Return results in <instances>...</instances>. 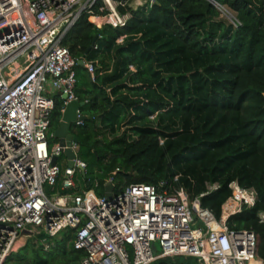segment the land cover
Returning a JSON list of instances; mask_svg holds the SVG:
<instances>
[{
    "label": "trees",
    "instance_id": "16d2710c",
    "mask_svg": "<svg viewBox=\"0 0 264 264\" xmlns=\"http://www.w3.org/2000/svg\"><path fill=\"white\" fill-rule=\"evenodd\" d=\"M216 1L236 12L237 26L221 17L212 0H156L134 10L118 27L99 28L83 15L63 42L76 57L94 62L96 72L93 77L85 63L76 65V93L85 100L81 109L87 118L70 129L79 137V156L87 161L86 179L100 180L99 193L117 168V185L177 177L175 184L187 187L192 197L205 191L207 182H219L201 203L220 214L232 193L231 181L255 188V203L231 215L228 223L257 233V257L264 261V0ZM166 77L181 83L175 103L152 100L149 107L139 94L151 87L144 91L136 83L159 81L161 86ZM127 86L131 92L123 91ZM53 96L51 130L59 124L64 104L61 93ZM139 107L147 115L183 112L182 128L170 132L142 123L122 131L101 127L102 119L108 125L120 123L126 110ZM90 184L85 181L86 187ZM53 239L69 264H81L85 251L75 247L72 230ZM40 246L33 254L19 250L18 264H51L39 255ZM197 263L196 256L174 255L150 264Z\"/></svg>",
    "mask_w": 264,
    "mask_h": 264
},
{
    "label": "built area",
    "instance_id": "2783aa9c",
    "mask_svg": "<svg viewBox=\"0 0 264 264\" xmlns=\"http://www.w3.org/2000/svg\"><path fill=\"white\" fill-rule=\"evenodd\" d=\"M155 1L0 0V264L30 238L48 248L68 230L75 247L85 251L82 264H150L174 255L196 256L197 264H264L257 257V233L228 223L255 203L253 187L231 181L232 193L217 214L201 197L219 182H207V189L192 197L187 187L175 184L177 177L117 185V168L99 193L100 180L86 179L79 141L70 145L74 166L59 162L66 146L51 141L53 94H66L62 112L69 101L81 100L80 58L64 44L67 33L85 14L99 28L125 25L134 10ZM214 4L230 12L227 5ZM232 23H240L237 16ZM85 65L95 77L94 62ZM81 107L73 124L85 119ZM86 180L88 187L82 185ZM109 182L111 198L105 194ZM260 217L264 221V211Z\"/></svg>",
    "mask_w": 264,
    "mask_h": 264
},
{
    "label": "rangeland",
    "instance_id": "374dc122",
    "mask_svg": "<svg viewBox=\"0 0 264 264\" xmlns=\"http://www.w3.org/2000/svg\"><path fill=\"white\" fill-rule=\"evenodd\" d=\"M227 7V6H226ZM227 9L231 12L226 11L225 9H221V17L225 19L227 22H232V19H234V16H236V12L234 10H231L229 7ZM234 15V16H233ZM192 70L188 71L187 74L192 73ZM195 71V70H193ZM170 73V72H169ZM177 75H179V72H176ZM169 76V74H167ZM170 77V76H169ZM169 77L162 78V85H159V81H155L153 83L138 81L136 85L144 88V91H147V88L151 87L150 92H141L139 96H141L144 99V102L149 105L152 104L151 101H155V103H163L164 105H172L175 103V94L179 91L181 83L178 79L171 80ZM131 83V81L129 80ZM128 82V83H129ZM130 85V84H129ZM131 86V85H130ZM130 86H127L124 88L123 91H130ZM175 91V92H174ZM131 92V91H130ZM133 94L137 95L133 92ZM178 97H181V94L178 95ZM197 97V96H196ZM196 99V98H195ZM149 107H152V105H149ZM144 108L139 107L137 108H130L125 111L124 117L120 123L113 122V124L108 125L107 122L102 119L100 121L101 127L103 128H110L112 131H122L127 125H132L135 123H142V124H148L155 127H161L164 128L170 132L177 131L182 128L183 124V112H180L177 115H169L165 112H162L160 110H154L151 114L147 115L144 113ZM59 162L62 164L63 168L68 164L67 155L65 153H62L59 159ZM82 185H85V182L82 181ZM58 238L62 237V234L56 236ZM32 241L33 238H30L28 243H30V246L25 249L24 247L21 248V253H28L33 254L34 250L33 248H37L38 246H42L43 249H39L38 253L42 257H48L50 259L51 264H69L67 256H64L62 254V250L58 248V246H55L56 240L52 239L51 244L48 248H46L44 245L41 244V241H38L39 244H35ZM40 246V247H41ZM158 247L160 248V245L158 244ZM48 251H52L50 254L47 253ZM18 252H13L9 259L6 261V264H18V261L16 260V255ZM82 264V262H81Z\"/></svg>",
    "mask_w": 264,
    "mask_h": 264
},
{
    "label": "water",
    "instance_id": "95a60500",
    "mask_svg": "<svg viewBox=\"0 0 264 264\" xmlns=\"http://www.w3.org/2000/svg\"><path fill=\"white\" fill-rule=\"evenodd\" d=\"M212 1L215 2L216 0H212ZM79 63L84 64L85 60L83 58H80ZM62 97L65 98L66 94H63ZM84 103H85L84 100L69 101L62 112V117L59 124L54 129L55 138L59 140L61 145L66 146L63 148V152L69 158L68 164L71 167L74 166L73 157L75 156V153L70 147V145L72 140L79 141V137L71 131L70 126L72 122L75 121L77 118V109L79 108V106H82ZM82 118H87V115L83 114ZM57 159L58 156L55 155L53 157V162L56 163ZM113 187L114 184L112 182H109L105 187V194L108 198H111L113 195Z\"/></svg>",
    "mask_w": 264,
    "mask_h": 264
}]
</instances>
